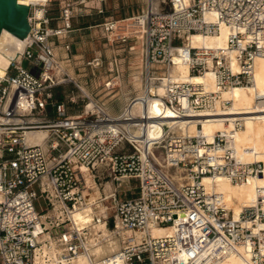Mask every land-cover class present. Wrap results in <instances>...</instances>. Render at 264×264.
<instances>
[{"label":"built area","instance_id":"obj_1","mask_svg":"<svg viewBox=\"0 0 264 264\" xmlns=\"http://www.w3.org/2000/svg\"><path fill=\"white\" fill-rule=\"evenodd\" d=\"M47 4L28 6L25 49L0 78V264H37L43 248L48 251L43 264H72L82 256L90 264H223L232 256L264 264V189L234 218L223 194L202 184L204 177L221 176L242 185L263 177L264 163L238 161L226 134L216 133L212 143L206 142L201 120L217 113V101L219 108L229 102L201 85L170 77L176 62H182L191 76L212 72L218 90L249 86L253 60L264 57V0H149L141 14L102 24L108 40L142 43L143 91L148 93L149 84L163 86V95L151 100L166 108L173 122H194L199 131L178 135L158 116L150 119L159 122L151 136L147 115L128 112L145 103L146 95L131 99L118 115L105 113L80 89L94 109L86 110L87 105L79 115L70 114L76 98L55 96L69 77L62 69L55 73L59 64L52 41L71 32L78 10L63 6L62 25L54 28ZM221 26L229 33L226 48L188 45L195 35L219 34ZM23 60L29 69L22 67ZM91 64L101 65L96 58ZM110 84L106 90H112ZM241 127L237 121L235 128ZM38 132L44 138L32 143L29 135ZM108 178L117 187L134 183L136 195L119 200L116 192L110 194L124 238L117 251L96 259L90 228L108 221L103 199L100 206H90L91 221L80 228L72 214L83 212L90 192ZM39 198L46 205L43 212L35 209ZM155 229L170 232L154 236Z\"/></svg>","mask_w":264,"mask_h":264},{"label":"bare ground","instance_id":"obj_2","mask_svg":"<svg viewBox=\"0 0 264 264\" xmlns=\"http://www.w3.org/2000/svg\"><path fill=\"white\" fill-rule=\"evenodd\" d=\"M46 1L47 0H27L25 1V5H45ZM147 2H149V0H147ZM36 14L40 16L41 11L37 9ZM228 34V30L221 26L219 34L212 36L195 35L189 39L188 45L193 48L204 47L224 49L226 48ZM26 43L27 38L20 40L9 32L3 30L0 35V55L7 59L9 64L13 59H16L19 62L21 59L20 55L25 49ZM143 53L144 50L142 48H139L136 51L138 56H142ZM231 56L234 57L233 53ZM177 59L178 58H176V60ZM141 60V58H139L138 61L137 59L134 60L131 64V68L133 73H136L138 76V78L136 77L137 81H134L135 83L133 82L134 86L139 89L140 98L143 95H146V97L143 98L145 103L140 102V104L136 106L134 105V107H132L131 110H128V112L131 113V116H135L140 112H144V114L147 115V117L145 116V119L148 118L149 121L145 125H148L149 136L153 135L152 131L158 127L159 123L154 120L150 121V119L157 118L158 116L164 118V122L168 123V125L171 126V130L173 129L178 135H196L199 131L194 122H173L170 119V112L164 107L161 108L157 104V101L151 100L152 95L156 97L163 95V86L160 85L157 88H154L152 84H149L148 93L143 91V83H141V77L139 76V73H141L139 70L142 68L141 65H143ZM9 64L0 72V78L5 76ZM231 67L234 72L238 70V64L234 58H232ZM170 77L171 79L180 82L201 85L205 87L207 91L219 95V98L222 101L229 102L228 105L223 103V106L221 103V107L219 108L217 101V113L214 115H206L211 117H206V120H201V133L202 136L205 137L206 142L212 143L216 133L226 134L231 137L228 146L233 150L238 161L243 163H264V57H256L253 60L251 84L249 86L235 87L230 90H218L212 72L207 71L203 74L191 76L188 67L182 62H176V65L170 71ZM155 78L158 77H153L152 80H155ZM82 91H84V88ZM125 97L127 98V96ZM127 105L125 106L127 107ZM90 109H94L93 103L87 107V110ZM237 121L242 123V127L239 129L235 128V123ZM132 132L137 133V130L132 129ZM44 136L45 133L43 132L30 134L29 140L32 143H38L44 138ZM201 152L203 153L204 149H201ZM221 154L222 152L219 151L218 155L220 156ZM202 184L209 192L216 191L223 194L227 207L233 212L234 218H237L243 207L253 206L257 202L259 198V189H264V176L249 179L244 184L238 186L231 184L227 179L222 178L221 176H216L214 178L204 177ZM262 191L263 190H261V194ZM91 192L92 193L87 200L88 205L84 211L76 210L72 214V221L79 228L91 221V216L89 215L91 212L90 206L97 203L100 206L101 204L100 191L95 188ZM104 210L105 207L101 204V211L103 213ZM106 226L107 224H100L93 225L90 228L89 244L93 247L92 253H94L95 257H101L102 255L106 256L107 254L109 255L117 251L120 246L118 247L119 241H117L116 238L121 236V234L122 239L124 238V234L119 227H117L118 229L116 231L109 232ZM169 232L170 230L155 229L153 230V235L159 236ZM47 253L48 251L46 248H43L42 257L46 256ZM42 257H37V264H43ZM50 257H56V253L51 252ZM44 264H54V262ZM72 264H90V262L87 256H82ZM94 264H99V262L97 261ZM223 264H245V262L238 256H232Z\"/></svg>","mask_w":264,"mask_h":264},{"label":"rangeland","instance_id":"obj_3","mask_svg":"<svg viewBox=\"0 0 264 264\" xmlns=\"http://www.w3.org/2000/svg\"><path fill=\"white\" fill-rule=\"evenodd\" d=\"M68 3L78 10V15L73 18L75 21L74 26L72 25L71 32L65 37L53 39L52 42L59 64L58 70H64L69 79L66 85L56 88L54 94L56 97L69 94L76 98V103L71 106L70 114L79 115L84 112L85 107L89 104L80 91L83 87L87 93L86 95L98 102L104 111L111 115H118L120 114L118 112L121 109L123 111L126 107V99L124 98L126 95L128 96L127 99L131 100L140 94L136 88L134 89V83L137 81L138 76L133 73L131 64L136 59L137 61L139 58L142 59L143 65L139 70L141 71L139 76L141 77V83H143L144 56L136 54V51L139 48L143 49V46L140 41L130 40L122 43L119 40H108L102 29V24L105 21L126 19L141 14L146 10L147 0H105L104 2L100 0H50L48 4H45L48 5V13L53 19L51 27L55 28L62 25L60 14L63 6ZM162 9L167 10L168 7L162 6ZM98 16H103L101 21ZM87 18L89 19L86 20ZM85 26L88 33L75 32V29L84 28L85 30ZM65 41L68 43L66 44L69 46L68 50L65 49ZM95 58L99 59L101 63L97 68H94L91 64ZM21 65L24 69L30 68V64L26 60H23ZM58 70L55 72L57 76H59ZM10 75H13L12 71ZM106 83H111L112 90H106ZM102 184L103 186L99 190L97 188V190L100 191L99 193L103 199L102 204L105 207L104 213L108 217L106 227L109 232H113L118 229V226L114 220V202L110 194L116 192L119 200L133 197L136 195L135 184L125 182L117 187V185L111 183L109 178L103 180ZM130 188L135 190H130ZM35 191L37 195H40L37 186ZM34 205L38 212H43L46 208L41 198L36 200ZM116 239L119 241L118 247H121L122 234ZM94 258L99 259L100 257L94 255Z\"/></svg>","mask_w":264,"mask_h":264},{"label":"water","instance_id":"obj_4","mask_svg":"<svg viewBox=\"0 0 264 264\" xmlns=\"http://www.w3.org/2000/svg\"><path fill=\"white\" fill-rule=\"evenodd\" d=\"M25 1L27 0H0V35L5 30L20 40L28 36L29 7L25 5ZM8 64L9 61L0 55V72Z\"/></svg>","mask_w":264,"mask_h":264},{"label":"crops","instance_id":"obj_5","mask_svg":"<svg viewBox=\"0 0 264 264\" xmlns=\"http://www.w3.org/2000/svg\"><path fill=\"white\" fill-rule=\"evenodd\" d=\"M98 17L101 18L100 21H101L102 18H103V16H98ZM88 19H89V18H87L86 20H88ZM74 22H75V21H74V19H73V20H72V23H73L72 25H73V26H74ZM92 22H94V21H92ZM95 22H98V21H95ZM77 31H78V32H82V31H83L84 33H88L87 30H86V26H85V30H84V28L79 29V30H76V29H75V32H77ZM85 31H86V32H85ZM66 42H67V41H65V44H64V45L68 44V43H66ZM81 88H82V87H81ZM134 88H136V87H134ZM82 89H83V88H82ZM136 90L139 92V89H138V88H136ZM84 91H85V90H84ZM84 91H83V92H84ZM86 94H87V93H86ZM126 96H127V95H126ZM127 98H128V96H127ZM127 98L125 97V99H126V100H125L126 105L129 103V100H130V99H127ZM90 104H91V103H90ZM90 104H88V106H89ZM124 105H125V104H124ZM88 106H87V107H88ZM87 107H86V110H87ZM124 108H125V107H124ZM124 110H125V109H123V111H124ZM123 111H122V109H121V111H119L118 113H121V112H123ZM105 112L107 113V111H105Z\"/></svg>","mask_w":264,"mask_h":264}]
</instances>
